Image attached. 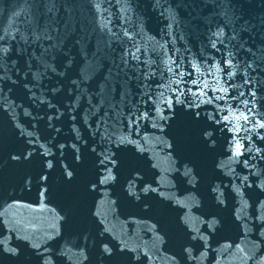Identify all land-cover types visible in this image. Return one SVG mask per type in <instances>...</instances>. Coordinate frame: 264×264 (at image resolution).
<instances>
[{"label": "water", "instance_id": "obj_1", "mask_svg": "<svg viewBox=\"0 0 264 264\" xmlns=\"http://www.w3.org/2000/svg\"><path fill=\"white\" fill-rule=\"evenodd\" d=\"M0 264H264V0H0Z\"/></svg>", "mask_w": 264, "mask_h": 264}]
</instances>
